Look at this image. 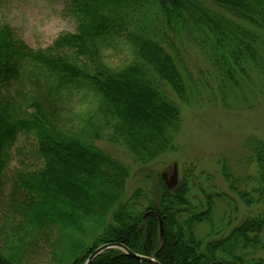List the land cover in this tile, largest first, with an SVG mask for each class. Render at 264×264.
Instances as JSON below:
<instances>
[{"label":"trees","instance_id":"16d2710c","mask_svg":"<svg viewBox=\"0 0 264 264\" xmlns=\"http://www.w3.org/2000/svg\"><path fill=\"white\" fill-rule=\"evenodd\" d=\"M3 2L0 254L4 261L85 264L98 247L114 242L141 255L158 252L161 264H260L247 259L242 250L264 239V200L258 218L234 225L228 220L226 236L213 238L218 230L212 228L201 237L198 227L215 224L220 194L206 195L202 211H197L185 180L169 189L159 174L156 198L143 206L142 188L128 193L130 167L96 144L89 130L76 131L67 105L76 91H85L96 105L87 126L95 127V116L104 118L112 130L111 140L125 146L140 166H150L177 150L183 126L181 107L167 88L184 103L193 93L180 55L173 54L154 30L155 20L177 32L189 29L221 80L235 87L250 79L252 70L264 74V0H68L76 31L63 32L47 48L38 49L3 21ZM123 44L126 59L111 61L110 47ZM21 137L32 142L38 163L29 168L20 162L9 175L12 148ZM251 150L264 175V142L254 141ZM18 151L24 155V150ZM225 176L233 178L227 169ZM257 192L264 197V187ZM240 197L252 203L248 192H240ZM53 234L60 251H41L39 239ZM92 264L151 263L110 249Z\"/></svg>","mask_w":264,"mask_h":264},{"label":"rangeland","instance_id":"374dc122","mask_svg":"<svg viewBox=\"0 0 264 264\" xmlns=\"http://www.w3.org/2000/svg\"><path fill=\"white\" fill-rule=\"evenodd\" d=\"M203 3L218 11L211 2ZM1 16L22 39L37 49L47 48L59 34L75 32L77 27L75 17L68 11V0H4ZM153 28L169 45V50L180 55L183 74L193 91L191 100L184 103L167 88L180 105L183 117L176 140L177 150L163 155L148 167L140 166L125 146L111 140L112 130L104 118L94 115L95 127L87 126L96 105L85 91H76L68 102L69 122L76 131L89 130L96 144L130 167L128 193L142 188L143 206L156 198L158 175L164 172L171 175L175 163L178 164L179 182L188 183L190 200L197 211H202L206 195L220 194L216 198L214 226L203 224L198 227V234L205 237L215 228L218 233L213 238L226 236L230 230L228 220H232L233 225L238 224L244 219L258 218L263 210L264 197L260 195L262 191L257 192L264 187L263 172L251 145L254 141L264 142V74L252 70L250 79L231 87L218 76L189 29L177 32L158 18ZM125 45L110 47L111 61L122 63L126 59ZM19 149L25 151L24 155L19 154ZM12 157L9 175L21 166L20 162L29 168L38 163L32 142L24 137L12 148ZM226 169L233 175L232 180L225 176ZM240 192H248L252 203L248 205L242 200ZM56 238L53 234L39 239L41 251L59 252L54 245ZM260 243L242 251L246 252L247 259L264 264V239L261 238Z\"/></svg>","mask_w":264,"mask_h":264},{"label":"water","instance_id":"95a60500","mask_svg":"<svg viewBox=\"0 0 264 264\" xmlns=\"http://www.w3.org/2000/svg\"><path fill=\"white\" fill-rule=\"evenodd\" d=\"M161 178L164 181L165 185L169 188V189H173L175 188L178 183H179V170H178V164H174V169L172 174L170 175L168 172H164L161 174ZM151 214V212L146 213L145 217H148ZM160 233H161V241L163 240V223L162 220L160 218ZM110 249H119L124 251L126 254L135 257L143 262H148L151 264H161L159 262V260L157 259V254L158 252H156L155 254L148 256V255H141L138 254L134 251H132L130 248H128L127 246H125L122 243H106L101 245L100 247H98L87 259L85 264H92L93 261L95 260V258L100 255L101 253L110 250ZM0 264H7L4 259L2 258L1 254H0ZM212 264H225L224 262L221 261H216Z\"/></svg>","mask_w":264,"mask_h":264}]
</instances>
